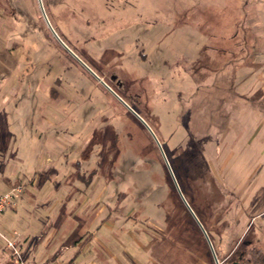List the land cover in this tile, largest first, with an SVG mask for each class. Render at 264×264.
I'll list each match as a JSON object with an SVG mask.
<instances>
[{
    "label": "rangeland",
    "instance_id": "rangeland-1",
    "mask_svg": "<svg viewBox=\"0 0 264 264\" xmlns=\"http://www.w3.org/2000/svg\"><path fill=\"white\" fill-rule=\"evenodd\" d=\"M12 185L28 264L264 260V0H0Z\"/></svg>",
    "mask_w": 264,
    "mask_h": 264
},
{
    "label": "built area",
    "instance_id": "built-area-1",
    "mask_svg": "<svg viewBox=\"0 0 264 264\" xmlns=\"http://www.w3.org/2000/svg\"><path fill=\"white\" fill-rule=\"evenodd\" d=\"M20 187L13 186L9 192L0 195V212H3L9 204L10 198L12 194L18 192ZM0 236L3 237L4 241L6 242V248L10 252L11 261L15 264H28L23 256L20 248V234L15 230L12 232V236L14 239H11L10 236L6 234H1ZM36 264V263H35ZM38 264H72L69 261L66 262H51V263H38Z\"/></svg>",
    "mask_w": 264,
    "mask_h": 264
},
{
    "label": "flooded vegetation",
    "instance_id": "flooded-vegetation-1",
    "mask_svg": "<svg viewBox=\"0 0 264 264\" xmlns=\"http://www.w3.org/2000/svg\"><path fill=\"white\" fill-rule=\"evenodd\" d=\"M248 244L251 245L250 242ZM256 254L257 252L251 253L247 249L239 252L231 250L224 254L219 264H264V260L256 258Z\"/></svg>",
    "mask_w": 264,
    "mask_h": 264
},
{
    "label": "crops",
    "instance_id": "crops-1",
    "mask_svg": "<svg viewBox=\"0 0 264 264\" xmlns=\"http://www.w3.org/2000/svg\"><path fill=\"white\" fill-rule=\"evenodd\" d=\"M20 15H23V14L21 13ZM12 186H13V185H12ZM12 186H11V187H12ZM75 237H77V236H75ZM22 238H23V239H22ZM22 238H21V241H22V242H24V241H25V239H26V238H25V236H23ZM22 247H23V245H22V244H20V248H21V249H22ZM9 256H10V255H9ZM9 256H8V258H7V262H6V264H8V263H9V259H10V257H9ZM72 260H73V259H72ZM68 261H69V262H71V263L73 264V262H72L71 260H68ZM35 263H36L35 261H32V263H31V264H35ZM36 264H38V263H36Z\"/></svg>",
    "mask_w": 264,
    "mask_h": 264
},
{
    "label": "trees",
    "instance_id": "trees-1",
    "mask_svg": "<svg viewBox=\"0 0 264 264\" xmlns=\"http://www.w3.org/2000/svg\"><path fill=\"white\" fill-rule=\"evenodd\" d=\"M236 59H239L241 57V55L239 54V56L237 55V53L235 54ZM219 68H217L216 70H218ZM225 69V68H224ZM11 261V260H10ZM8 264H15L14 262H9Z\"/></svg>",
    "mask_w": 264,
    "mask_h": 264
},
{
    "label": "water",
    "instance_id": "water-1",
    "mask_svg": "<svg viewBox=\"0 0 264 264\" xmlns=\"http://www.w3.org/2000/svg\"><path fill=\"white\" fill-rule=\"evenodd\" d=\"M141 118V117H140ZM141 120L142 121H144L142 118H141ZM149 127V126H148ZM216 261H217V264H219V262H218V259L216 258ZM237 264H239V263H237Z\"/></svg>",
    "mask_w": 264,
    "mask_h": 264
}]
</instances>
